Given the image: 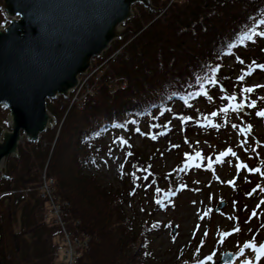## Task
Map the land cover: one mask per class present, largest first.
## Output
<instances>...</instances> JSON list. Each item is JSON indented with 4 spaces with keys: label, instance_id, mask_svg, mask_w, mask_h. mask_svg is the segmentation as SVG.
Here are the masks:
<instances>
[{
    "label": "trees",
    "instance_id": "1",
    "mask_svg": "<svg viewBox=\"0 0 264 264\" xmlns=\"http://www.w3.org/2000/svg\"><path fill=\"white\" fill-rule=\"evenodd\" d=\"M151 1L162 13L150 16L141 6L135 7L134 18L126 23L133 26V33L114 42L94 62L93 93L86 102L48 100L58 122L64 118L60 128L48 130L38 143H22L20 158L9 159L10 180L0 183V264H64L56 242L61 232L46 220L48 206L38 194L43 174L53 179L56 201L68 205L69 222H78L75 229L69 225L71 229L90 239L77 264H155L151 234L161 222L153 220L145 225L150 228L137 230L134 216L126 209L131 200L121 190L106 188L101 176L91 171L93 166L112 162L117 150L135 154L137 149L128 142L133 135L150 143L149 152L142 151L150 162L162 155L159 146L175 154L185 150L169 182L158 183L155 206L162 210L192 183L188 175L192 164L210 168L227 144L215 141L212 145V141L204 149L185 140L171 145L173 128L166 129V117L181 120L177 135L198 138L216 129L218 138L220 130L235 129L225 100L234 94L235 104L244 95L243 102L251 105L260 120L264 98H260L262 106L254 102L257 90L248 85L254 77H264V35L258 34L264 32V0ZM5 23L0 14V24ZM257 49V54L263 50L260 56L254 55ZM238 51L249 60L236 58ZM235 58L237 65L247 68L229 90L231 77L225 71ZM6 114L0 108L1 123ZM143 124H148L149 132L142 130ZM164 138L170 141L165 146L158 141ZM152 164L139 169L150 183L152 177L160 180ZM134 184L138 196L143 184ZM253 186L261 187L257 182ZM18 218L20 229L15 231ZM262 237L251 242L261 245Z\"/></svg>",
    "mask_w": 264,
    "mask_h": 264
},
{
    "label": "rangeland",
    "instance_id": "2",
    "mask_svg": "<svg viewBox=\"0 0 264 264\" xmlns=\"http://www.w3.org/2000/svg\"><path fill=\"white\" fill-rule=\"evenodd\" d=\"M127 26L133 28L130 24ZM238 52L240 54L236 58L249 60L244 53ZM256 52L258 49L254 51V55L260 56L263 50L258 54ZM236 58L229 62L225 71L231 77L229 90L235 86V81L247 68L245 65H237ZM248 86L257 90L252 100L262 106L263 101H260V98H264V77H254ZM236 96H225L232 110L235 129L230 128L224 133L220 130L218 138L214 134L216 129L198 138L186 133L177 135L181 130V120H171L170 117L164 120V123L168 124L166 129L173 128L171 145L174 141L185 143L187 140L191 142L190 146L198 144L199 147L207 149L212 141V145L215 141L227 143L223 151L214 157L215 162L210 168L203 167L198 162L192 164V170L187 171L192 183L186 189L182 187L181 192L170 200L165 209L160 210L155 206L158 183L169 182L168 176L170 177L171 172L183 161L185 150L175 154L157 146L158 153L161 152L162 155L159 158L154 156L150 162L146 157H142V151L149 152L150 143L142 136L133 135L132 140L128 142L137 149L135 154L129 153L128 150L116 149V157H113L112 162L101 163L91 169L101 176L106 188L125 192L126 199L131 200L126 205L127 213L134 216L137 230L150 228L145 226L147 222H161L156 232L151 234L152 246L157 255L155 264H195L206 255L211 259L204 258L202 264H222L226 254H230L231 262H234L245 249L246 253L242 256L246 257V260L243 259L239 263L264 264V258H260L258 249L253 248L256 258L254 256L251 260L247 259L248 254H252V249L247 245L260 234L264 237V116L260 115V120L258 119L251 105L243 102L244 95L240 97L243 103L235 104L233 98ZM142 130L149 132L148 124H143ZM108 138L111 140V136ZM158 141L163 146L170 142L166 138ZM146 163H153V168L160 174V180L152 177L153 183H150L145 174L140 173V167L144 165V168H147ZM193 170L195 172H192ZM135 182L143 184L139 191L142 192L138 196L134 193ZM256 182L261 185L259 189L253 186ZM220 204H223V208H220ZM4 211L8 213L6 206ZM11 228L15 229V226ZM19 229L18 218L16 231ZM56 242L62 249V240L57 238ZM63 260L65 261L64 257Z\"/></svg>",
    "mask_w": 264,
    "mask_h": 264
},
{
    "label": "water",
    "instance_id": "3",
    "mask_svg": "<svg viewBox=\"0 0 264 264\" xmlns=\"http://www.w3.org/2000/svg\"><path fill=\"white\" fill-rule=\"evenodd\" d=\"M136 6L162 12L151 0H0V182L10 179L7 163L21 143L56 127L47 101L68 100L93 61L133 33L126 23Z\"/></svg>",
    "mask_w": 264,
    "mask_h": 264
},
{
    "label": "built area",
    "instance_id": "4",
    "mask_svg": "<svg viewBox=\"0 0 264 264\" xmlns=\"http://www.w3.org/2000/svg\"><path fill=\"white\" fill-rule=\"evenodd\" d=\"M90 77L91 75H88L82 80L80 88L72 99V103L76 102L79 105H83L86 102L88 95L92 93V89L88 84ZM53 184V179H48L47 175L43 174L42 183L39 188L40 195L48 201L52 222L57 225L63 233L65 245L63 257L66 264H76L79 252L88 247V239L84 234H82L81 237L75 238L73 232L68 230V225H77L78 222H69V214L67 212L68 205L56 201L53 192Z\"/></svg>",
    "mask_w": 264,
    "mask_h": 264
},
{
    "label": "snow or ice",
    "instance_id": "5",
    "mask_svg": "<svg viewBox=\"0 0 264 264\" xmlns=\"http://www.w3.org/2000/svg\"><path fill=\"white\" fill-rule=\"evenodd\" d=\"M261 24H264V21H261ZM258 34L259 35H264V32H260ZM248 38L250 39L251 37H248ZM261 67H264V66H261ZM246 91H251V89H247ZM225 111H227V110H225ZM259 115L264 116V112L259 113ZM253 215H255V213H253ZM248 247H255V245L249 244ZM259 252H260L261 256H264V246H261L259 248ZM209 259H211V257H209Z\"/></svg>",
    "mask_w": 264,
    "mask_h": 264
}]
</instances>
